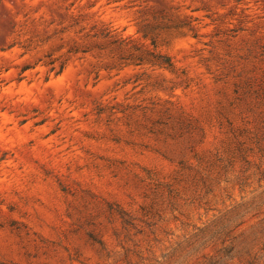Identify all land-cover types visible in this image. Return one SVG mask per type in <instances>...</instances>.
Wrapping results in <instances>:
<instances>
[{"label": "rangeland", "instance_id": "1", "mask_svg": "<svg viewBox=\"0 0 264 264\" xmlns=\"http://www.w3.org/2000/svg\"><path fill=\"white\" fill-rule=\"evenodd\" d=\"M0 264H264V0H0Z\"/></svg>", "mask_w": 264, "mask_h": 264}]
</instances>
